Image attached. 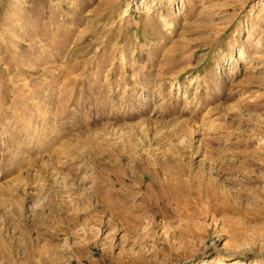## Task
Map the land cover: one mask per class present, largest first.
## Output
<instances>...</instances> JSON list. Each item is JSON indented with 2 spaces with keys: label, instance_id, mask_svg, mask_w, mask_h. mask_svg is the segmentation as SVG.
<instances>
[{
  "label": "rangeland",
  "instance_id": "1",
  "mask_svg": "<svg viewBox=\"0 0 264 264\" xmlns=\"http://www.w3.org/2000/svg\"><path fill=\"white\" fill-rule=\"evenodd\" d=\"M0 264H264V0H0Z\"/></svg>",
  "mask_w": 264,
  "mask_h": 264
}]
</instances>
